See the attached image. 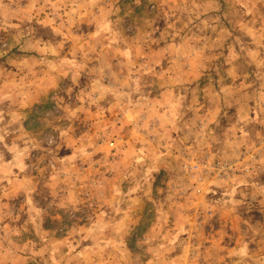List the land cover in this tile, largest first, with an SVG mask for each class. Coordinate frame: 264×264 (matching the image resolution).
Returning <instances> with one entry per match:
<instances>
[{"label": "rangeland", "instance_id": "obj_1", "mask_svg": "<svg viewBox=\"0 0 264 264\" xmlns=\"http://www.w3.org/2000/svg\"><path fill=\"white\" fill-rule=\"evenodd\" d=\"M259 24L264 0H0V164L5 134L24 135L33 142L26 149L30 174L58 188L54 204L47 188L36 199L0 202V264H210L220 258L202 249L212 221L196 214L200 199L190 192L181 197L178 138L193 144L196 135L202 148L189 149L197 151L191 157L217 160L224 157L211 140L220 141L217 130L225 136L231 113L249 115L247 128L264 133V112L234 109L240 104L233 96V87L243 85L261 88L250 90L249 103L264 93V62L256 68L264 53ZM164 55L177 64V72L166 73L179 84L166 94L161 72L153 79L159 90L143 74L147 61ZM200 63L202 71H194ZM194 81L202 91L186 94L181 87ZM209 85L218 92L206 90ZM164 98L173 116L183 98L201 102L202 133L178 120L159 129L176 156L144 136L151 126L144 123L147 108ZM135 116L142 122L134 130ZM189 180L186 192L195 187ZM228 224L237 230L242 222ZM237 240L230 235L228 244Z\"/></svg>", "mask_w": 264, "mask_h": 264}, {"label": "crops", "instance_id": "obj_2", "mask_svg": "<svg viewBox=\"0 0 264 264\" xmlns=\"http://www.w3.org/2000/svg\"><path fill=\"white\" fill-rule=\"evenodd\" d=\"M262 27L259 24L258 30L262 29L264 31V28ZM262 42L264 44V38ZM81 52L83 53L84 51L81 50ZM166 57H169V55H164L160 58L156 56L152 61H147L149 66L147 67V72L143 73L147 79L152 81L154 79L155 81L157 73L161 72L162 81L166 79L160 88L163 94L173 92L179 88V84L174 82L177 75L173 77V75H168L166 73V71H171L172 73H174L173 71L177 72V68L172 71L177 64L171 62L169 64L166 63L170 61V59H166ZM258 57L259 60L256 68L259 67V62H264V53L259 54ZM184 58L187 59L188 56L184 55ZM184 58H182V60H185ZM159 59L165 61H161V69H158V67H155L154 65L155 62H159ZM65 61L70 64L72 63L73 58L70 57ZM262 65L264 68V64ZM178 66L180 67V65ZM198 70L202 71L201 63L194 66V71ZM101 76L106 77L107 75L104 72H101ZM154 81L153 84H150V87L154 88V90H159L156 88L158 84L154 83ZM197 82L198 81H194L190 86L185 88L181 87V89H184L186 94L191 92V89L192 92L197 91L199 93V91L201 92L202 90ZM233 88V96L238 97V103L240 104L235 105L234 109H237L238 107L244 108L243 110L246 112L250 106H254L258 109L259 113L264 112V93L259 99L257 98L258 100L253 99L252 103H249V100H247L250 90H252L254 94V91H261V88H251L244 85L239 88L236 86ZM205 89H209L208 91L211 93L218 92L214 87L211 89L210 85ZM206 90L204 91L206 92ZM222 90L225 91L224 88ZM184 100L185 98L180 101V105L182 106L178 111V114H175V116H173L174 114H171V111L174 110V106L172 107L166 99L161 102L158 100L152 101L150 107L147 108V112L145 113L146 122L144 121V123L146 125L149 123L151 124V126L147 125V129L144 132L147 142L149 144L151 143V145H160V147L163 148V152L166 151L169 156H176V153H174L176 150H172L173 146L170 144L171 139L169 135L167 136L169 138L168 142L166 135L163 136L161 132H159V129L162 128L163 125L171 124L178 120L179 122H182L184 129H188L187 126L192 124L195 132L196 130L199 133L203 132V121L200 113H196V111H201V102L196 99L192 102L190 100L185 102ZM246 100L247 102H245ZM230 105L231 103L229 106ZM191 110H193V117L197 115L196 119L191 118L192 116L189 115ZM160 112L161 114L159 115ZM147 115L152 116L147 117ZM228 116V118L224 119L225 124H227L224 129L225 136L219 137L217 130L216 138L217 141H220L216 143L214 137V140H211V142H213L212 149L219 151L218 156L224 157V159H236L240 155L241 149H250L254 152L259 151L258 160L253 163V167L248 173L240 174L228 183L212 180L206 187H204L203 192L200 195L196 194L193 190L186 192L187 188H192V185H190V177L183 173L181 165L187 160L195 159V157H191L190 153H197V151H189V149L201 150L202 142L198 140L199 138L196 137V135L193 138V144L189 142L186 136H183L182 140L178 138L180 141H183V149L182 152L178 153V157L181 158V161L179 159L175 166L178 173L182 174L183 179H187L183 180L181 176L178 179V183H184L179 184V187L182 185L184 187L183 192H180V194H182L181 197L183 198H187L189 195L199 198V202L197 201L196 214L202 219L209 218V221H212V227H209L210 242L207 247L203 245L202 249L208 248L211 253L215 252L216 254H223L224 256L221 255L220 258L216 257L215 261L209 260L210 264H264V133L262 134L260 131H257L256 127L253 129L247 128L250 126V124H248L250 122V120H248V117H250L249 115L243 117L239 112H236L231 113ZM173 117H175L174 120H172ZM119 121L120 120H117V123ZM141 122L140 116H137V118L135 116L131 122L133 129L135 130L138 128V123ZM31 144H33L32 140L30 138H25L24 135L16 136L5 134V161L1 163L2 165L0 164V174H2V180H5L0 182L1 203H3L4 200L8 203L10 202L9 199H14L18 196L20 197V195H33L36 199V196L41 194L42 188H47V196L51 203L54 204L55 199H57L53 189L57 190L58 188H53V181H44L43 183L40 178L30 174L32 171V162L31 158L30 160L28 159L30 156L27 155L28 151L26 149ZM188 180L189 182H187ZM170 186L171 184H168V187ZM176 187H178V184ZM176 187L174 184V189ZM189 192L190 194L187 196ZM238 219L242 222V225L236 230L233 224L228 223H231L232 221L236 222ZM230 235L231 237L238 239L233 246L228 244ZM231 256L234 257V262H231Z\"/></svg>", "mask_w": 264, "mask_h": 264}, {"label": "built area", "instance_id": "obj_3", "mask_svg": "<svg viewBox=\"0 0 264 264\" xmlns=\"http://www.w3.org/2000/svg\"><path fill=\"white\" fill-rule=\"evenodd\" d=\"M258 155L259 151L241 149L236 159L187 160L182 163L181 169L193 179L195 183L193 190L200 194L203 187L212 180L228 183L240 174L248 173L253 163L258 160Z\"/></svg>", "mask_w": 264, "mask_h": 264}]
</instances>
